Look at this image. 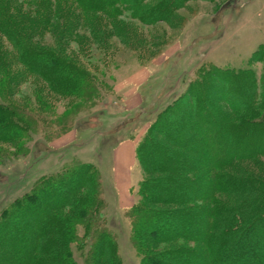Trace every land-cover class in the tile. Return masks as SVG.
I'll list each match as a JSON object with an SVG mask.
<instances>
[{
  "label": "trees",
  "instance_id": "obj_1",
  "mask_svg": "<svg viewBox=\"0 0 264 264\" xmlns=\"http://www.w3.org/2000/svg\"><path fill=\"white\" fill-rule=\"evenodd\" d=\"M64 1L82 18L128 12L129 17L152 24L160 15L168 19L190 0ZM49 23L47 17L40 22L22 16L16 20L0 4V37L12 51L10 59L0 44V142L16 146L29 130L63 121L39 95L37 107L43 109L39 112L11 101L13 91L28 78H39L51 93L65 98L89 101L96 96L94 79L84 68L61 50L29 43ZM257 62L264 65V44L247 64ZM12 66L20 68L15 75L9 73ZM228 81L249 90L240 87L241 95L227 89L234 102L224 111L213 98L215 84ZM196 82L160 111L141 139H128L135 142L141 176L125 216L128 235H123L115 213L109 218L115 224L107 221L110 203L103 188L107 177L94 165L72 161L39 178L26 193L7 194L11 186L2 191L0 264H127L119 255L121 238L134 250L138 264H256L254 258L264 253V239L256 240L258 231L264 237V176L237 174L236 164L264 154V72L258 79L247 67L211 65L199 70ZM205 86L204 97L196 100L194 93ZM251 131H261L263 141L247 148L235 144V136L247 139ZM3 182L13 184L0 174ZM177 242L176 248L170 247ZM231 243L232 254L224 258Z\"/></svg>",
  "mask_w": 264,
  "mask_h": 264
},
{
  "label": "rangeland",
  "instance_id": "obj_2",
  "mask_svg": "<svg viewBox=\"0 0 264 264\" xmlns=\"http://www.w3.org/2000/svg\"><path fill=\"white\" fill-rule=\"evenodd\" d=\"M47 1L0 0V4L6 5L7 15L16 20L21 16L24 20L34 18L35 22L49 18V28L29 38V43L61 50L67 58L84 68L94 79L92 84L97 89L96 96L89 101L65 98L51 93L37 77L28 78L13 91L9 98L17 106L43 111L37 107L36 96L39 95L41 102L63 121L29 130L16 146L0 142V151L4 154L0 155V174L13 182L0 184V196L9 186L12 189L9 188L7 194L17 196L26 193L39 178L72 161L91 164L107 177L103 187L104 197L110 203L107 221L111 222L110 225L115 224L113 219H109L115 213L123 235H128L130 223L125 216L136 199L141 176L135 163L130 170V203L126 208L120 207L118 196L119 192L122 197L126 194L129 159L125 155L119 156L118 192L113 185L115 147L129 138L135 142L141 139L160 111L197 83L196 75L202 67H247L259 79L264 65L247 62L264 44V0H190L172 12L168 19L160 15L152 24L129 17L128 12L115 17L94 13L89 18H82L79 10L67 1L50 0V6ZM0 44L11 59V48L2 37ZM9 69L11 75L20 71L17 66ZM230 81L237 82L234 79ZM230 81L215 84L217 95L213 98L214 103L224 111H228L229 103L234 102L227 89L241 95L243 89L240 87L245 92L249 90L244 84L235 86ZM206 88L194 93L196 100L204 97ZM209 88L208 85L207 90ZM244 137L235 136L233 141L246 148L263 141L261 131H251L247 139ZM19 144L20 152L16 148ZM37 150L42 151L38 152L41 156L35 154ZM236 166L239 168L237 174L246 171L254 177H263L264 154ZM108 185L111 187L109 192ZM121 202L125 205L127 200ZM258 233L256 240L262 242L264 237L260 231ZM123 240L121 238L119 245L120 257L127 264H138L134 250L129 245L125 246ZM233 243L227 245L229 249H225L224 258L232 254ZM179 244L177 242L170 247L176 248ZM254 260L256 264L263 263L264 253Z\"/></svg>",
  "mask_w": 264,
  "mask_h": 264
},
{
  "label": "crops",
  "instance_id": "obj_3",
  "mask_svg": "<svg viewBox=\"0 0 264 264\" xmlns=\"http://www.w3.org/2000/svg\"><path fill=\"white\" fill-rule=\"evenodd\" d=\"M125 146L127 148H124ZM115 148L116 149L113 152V156H114V158H113V171H114V174H115V178H114V181H113L114 184L113 185L116 188L118 187V181L116 180V174L119 172V170L117 168L118 167V163H120L119 156L120 155H125L129 159V163H128L127 169H126L127 170V176H128V178H127L128 179V184H127L126 189H125L126 194L123 195V197H122V195L119 192V188H117L118 192H119L118 205L120 207L126 208L129 205V203H130V200H129L130 198H128V196H129L128 195V189L131 186L130 185L131 184L130 183V170L136 163V160H135V142H131L130 140H125V141L121 142V144H119ZM124 199H125V201L127 200V203H125V205L122 204V202H121L122 200L124 201Z\"/></svg>",
  "mask_w": 264,
  "mask_h": 264
}]
</instances>
